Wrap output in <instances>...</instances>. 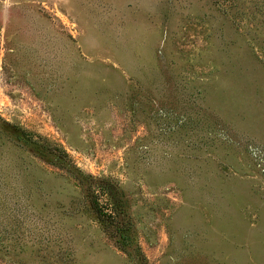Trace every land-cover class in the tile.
<instances>
[{"label":"rangeland","instance_id":"rangeland-1","mask_svg":"<svg viewBox=\"0 0 264 264\" xmlns=\"http://www.w3.org/2000/svg\"><path fill=\"white\" fill-rule=\"evenodd\" d=\"M0 264H264V0H0Z\"/></svg>","mask_w":264,"mask_h":264},{"label":"trees","instance_id":"trees-1","mask_svg":"<svg viewBox=\"0 0 264 264\" xmlns=\"http://www.w3.org/2000/svg\"><path fill=\"white\" fill-rule=\"evenodd\" d=\"M93 208L98 212L99 216L102 218H106L110 221V225H113V218H112V213H109V210H107V208L100 206V204L98 203L97 199L93 200ZM111 219V220H110ZM116 232L119 230L115 229Z\"/></svg>","mask_w":264,"mask_h":264}]
</instances>
